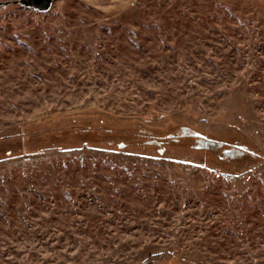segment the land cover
Instances as JSON below:
<instances>
[{
  "label": "rangeland",
  "instance_id": "obj_1",
  "mask_svg": "<svg viewBox=\"0 0 264 264\" xmlns=\"http://www.w3.org/2000/svg\"><path fill=\"white\" fill-rule=\"evenodd\" d=\"M0 264H264V0L0 5Z\"/></svg>",
  "mask_w": 264,
  "mask_h": 264
},
{
  "label": "trees",
  "instance_id": "obj_2",
  "mask_svg": "<svg viewBox=\"0 0 264 264\" xmlns=\"http://www.w3.org/2000/svg\"><path fill=\"white\" fill-rule=\"evenodd\" d=\"M73 128H78V129L84 128L90 132L92 131L96 132L97 130L103 131V129L100 128L91 129L89 125H83V124H79L77 127H73ZM130 134H133V136L137 137L139 140H142L141 144L146 146L154 145L159 150L164 149L167 145H170V147L187 148L190 150L203 148L210 150L220 160L226 159V157H228L227 153L229 152V154H231L233 151L237 150V148L239 149V151L245 150L244 148L234 147V146L230 147L223 143L213 141L209 138H202L199 136L191 137V136L170 135L168 137H162L160 135H157L155 132H146V131L144 132L143 130L138 131L137 133H130ZM85 143L86 142H84L83 144L88 145Z\"/></svg>",
  "mask_w": 264,
  "mask_h": 264
},
{
  "label": "water",
  "instance_id": "obj_3",
  "mask_svg": "<svg viewBox=\"0 0 264 264\" xmlns=\"http://www.w3.org/2000/svg\"><path fill=\"white\" fill-rule=\"evenodd\" d=\"M54 0H6L0 1L3 5H20L38 12L50 10Z\"/></svg>",
  "mask_w": 264,
  "mask_h": 264
},
{
  "label": "flooded vegetation",
  "instance_id": "obj_4",
  "mask_svg": "<svg viewBox=\"0 0 264 264\" xmlns=\"http://www.w3.org/2000/svg\"><path fill=\"white\" fill-rule=\"evenodd\" d=\"M0 5H3V4H0Z\"/></svg>",
  "mask_w": 264,
  "mask_h": 264
}]
</instances>
